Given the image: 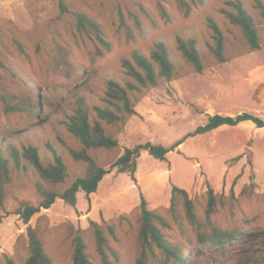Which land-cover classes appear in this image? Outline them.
Listing matches in <instances>:
<instances>
[{
	"label": "rangeland",
	"instance_id": "obj_1",
	"mask_svg": "<svg viewBox=\"0 0 264 264\" xmlns=\"http://www.w3.org/2000/svg\"><path fill=\"white\" fill-rule=\"evenodd\" d=\"M66 1L102 26L109 48L79 35L69 15L58 17L56 0H0V97L20 108L6 113L1 103L2 148L33 144L43 162L53 160V148L63 157L70 182L84 174L86 163L72 158L71 149H81L82 144L60 120L72 112L77 97L84 96L89 105H103L107 81L125 84L129 79L121 59L130 57L133 50L148 55L159 41L168 46L181 76L161 80L140 96L137 114L124 126L103 122L118 139L119 147L89 150L109 170L89 198L83 191L77 192L75 206L56 199L26 224L16 210L23 201L39 202L35 189L38 176L32 166L27 173L14 172L7 199L0 207V264H6L7 258L25 263L29 256L28 225L38 228L54 264H73L72 239L77 232L82 234L94 264H135L141 195L149 209L167 220L168 226H160L161 231L181 245L190 264H239L241 260L264 264V239L246 235L264 229V127L244 121L187 137L167 153L166 160L143 151L135 180L112 167L124 147L147 141L170 146L204 124L208 114L235 116L245 111L264 119V19L255 0H241L260 29L261 49L253 52L242 48L239 27L220 11L228 0H202L189 15L179 8L178 0H162L169 19L161 14L157 0ZM209 17L226 37L228 62L219 63L209 53L208 43L213 40ZM178 37L196 41L206 64L202 73L188 70L177 48ZM30 98L37 102L31 112L26 105ZM172 185L188 192L202 222L207 221L208 186L226 196V203H219L210 221L240 235L223 244L200 243L182 205L178 206L180 222L169 211ZM231 189L233 202L229 201ZM91 222L100 226L107 240V263L97 247ZM163 261L175 264L158 251L149 264Z\"/></svg>",
	"mask_w": 264,
	"mask_h": 264
},
{
	"label": "trees",
	"instance_id": "obj_2",
	"mask_svg": "<svg viewBox=\"0 0 264 264\" xmlns=\"http://www.w3.org/2000/svg\"><path fill=\"white\" fill-rule=\"evenodd\" d=\"M38 1V0H34ZM161 14L170 18L162 0H157ZM202 0H178L179 8L185 15H189L192 7ZM226 7L220 9L228 21L239 27L241 45L246 52L261 49L262 40L259 25L248 12L241 0H228ZM58 17L69 15L75 31L82 36L96 39L99 43L109 48L110 44L105 38L102 26L86 12L71 7L66 0H56ZM255 7L264 19V2L255 0ZM209 27L212 30V42L208 43L210 55L219 63L228 62L231 57L226 50V37L217 22L209 17ZM131 37V35L129 34ZM177 48L185 60L188 70L193 73H202L205 69L203 54L196 46L193 38H177ZM121 65L125 69L129 79L125 84L117 80L109 79L105 95L102 98L104 104L89 105L84 96H79L73 101L72 112L67 114L60 122L82 144L81 149H71L70 154L75 161L86 163L82 176L69 182L70 173L63 157L53 152V160L43 162L40 159L37 146L33 144L18 148L14 144H8L5 148L0 146V207L8 195V186L13 181L14 172L27 173L30 166L38 176L35 189L40 197L37 205L23 201L16 213L28 224L34 214L41 208H49L56 199H61L71 206L77 203V192L83 191L87 198L96 192L97 187L109 170L98 163L90 153V149L103 148L113 150L119 147V141L114 134L108 132L103 125L124 126L127 120L137 114L135 109L138 98L149 89L159 85L161 80L171 81L181 76L170 56V51L165 42H157L146 55L139 50H133L130 57L121 59ZM38 91V88H36ZM6 113H13L20 108L11 100L0 97V107ZM37 102L31 98L26 103L27 110L31 112ZM94 112V114L91 113ZM244 121H252L257 127H264V119L249 112H241L235 116L222 114H208L207 121L197 126L193 131L185 134L184 138L176 140L170 146L147 141L133 147H124L123 152L113 162L112 167L119 173H128L135 180L134 173L137 170V160L143 151L158 160H166L167 153L181 143L187 137L204 134L223 125L234 126ZM237 158H234L236 160ZM244 191V190H243ZM226 196L217 194L211 186L207 188V203L205 208L206 222L198 217L193 200L188 192L177 185L171 186L169 211L177 222H180L178 206L184 208L185 217L195 225L200 243L223 244L232 242L239 234L238 231L228 230L216 226L210 221V216L217 210L219 203H226ZM235 200L233 189L230 190L229 201ZM140 226L138 231V256L135 264H149V259L160 252L166 260L173 259L175 264H190L180 244L168 240L161 231L160 226H168L167 220L155 209H149L143 195L140 197ZM92 223V231L104 262L107 259L104 248L107 240L100 226ZM111 228V227H110ZM209 229V230H208ZM247 236L264 239V229L255 233H247ZM27 238L29 256L24 264H54L46 252L37 227L27 226ZM73 264H94L86 251V244L80 232L74 234L73 239ZM248 260H241L239 264H247ZM6 264H16L11 258L6 259ZM162 264H167L165 261Z\"/></svg>",
	"mask_w": 264,
	"mask_h": 264
}]
</instances>
